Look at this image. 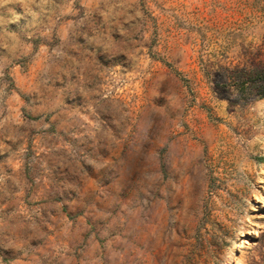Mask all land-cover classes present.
<instances>
[{"label": "rangeland", "instance_id": "obj_1", "mask_svg": "<svg viewBox=\"0 0 264 264\" xmlns=\"http://www.w3.org/2000/svg\"><path fill=\"white\" fill-rule=\"evenodd\" d=\"M264 0H0V264H264Z\"/></svg>", "mask_w": 264, "mask_h": 264}, {"label": "trees", "instance_id": "obj_2", "mask_svg": "<svg viewBox=\"0 0 264 264\" xmlns=\"http://www.w3.org/2000/svg\"><path fill=\"white\" fill-rule=\"evenodd\" d=\"M262 79H263V81H264V75H263Z\"/></svg>", "mask_w": 264, "mask_h": 264}]
</instances>
